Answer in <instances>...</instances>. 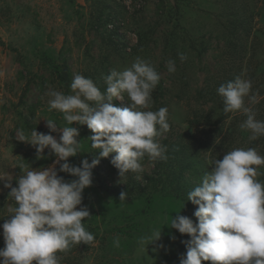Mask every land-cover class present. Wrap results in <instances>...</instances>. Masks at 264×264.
I'll return each mask as SVG.
<instances>
[{
	"label": "clouds",
	"instance_id": "clouds-1",
	"mask_svg": "<svg viewBox=\"0 0 264 264\" xmlns=\"http://www.w3.org/2000/svg\"><path fill=\"white\" fill-rule=\"evenodd\" d=\"M178 57L181 62L187 59L185 53ZM167 70L176 71L175 60L167 61ZM103 79V92L79 73L73 76L71 94L49 87L45 93L49 111L62 112L67 126L58 127L54 120L45 119L48 133L35 128L27 136L19 132V141L33 146L37 158H43L48 149L56 159L39 169L21 165L23 174L18 178L0 174V182L10 189L8 195L16 205L8 208L7 219L0 224L4 240L0 264H60L58 253L94 242V235L83 224L91 214L82 200L83 190L92 185V170L99 158L111 156L121 183L128 173L143 172L145 156L153 162L167 160V146L158 137L170 131L168 108L151 110L152 92L160 81L155 66L137 56L130 66L113 68ZM125 93L127 106H115L113 100H124ZM217 93L223 98L225 113L240 111L246 116L240 127L251 133L250 141L264 137V120L256 119L254 109L245 103L246 97L251 104L258 103L250 79L237 76L221 83ZM73 122L87 126L91 147L99 149L95 158L90 162L84 158L78 166L69 162V157L81 152L79 128ZM56 132L58 138L52 134ZM262 166L264 155L254 147L232 149L212 162L211 170L187 193V200L196 206V222L177 211L168 225L190 237L181 241L186 252L180 255L179 264H264V182L257 179L264 174L258 171ZM58 172L73 179L66 180ZM127 196L122 190L119 200ZM158 241L161 228L140 237L138 243L146 247ZM115 244L119 247L118 237ZM158 247L165 246L160 243Z\"/></svg>",
	"mask_w": 264,
	"mask_h": 264
},
{
	"label": "rangeland",
	"instance_id": "rangeland-1",
	"mask_svg": "<svg viewBox=\"0 0 264 264\" xmlns=\"http://www.w3.org/2000/svg\"><path fill=\"white\" fill-rule=\"evenodd\" d=\"M117 2L118 0H0V100L3 101L0 103V174L15 176L16 160L23 150L18 142L19 130L12 121L10 102L17 103L24 84L31 82L25 100L36 103L37 106L40 104L36 111L37 122L46 127L45 119H50L46 112L58 110L49 111V97L45 93L49 87L63 92L51 83L44 85L41 90L37 82L39 77H33L31 73L35 72L48 78L47 73L36 68L37 59H32L29 49L33 47L36 40L56 50L62 49V55L66 57L73 76L76 73L80 74L87 65L96 63L94 59H97L100 54L101 39L97 32L95 33L96 30L90 26L89 22L93 16L91 15L90 19L89 12L97 15L101 6L106 7L104 16L109 14L119 18L121 24L117 31L122 34L126 45V54L122 58L118 56L112 58V69L123 70L139 56L150 61L160 75L162 91L157 93V97L162 102L160 107L168 108L170 124V131L158 137L160 142L166 138L173 141L178 134L185 131L199 136L194 128L189 131L187 128V119L191 117L192 108L196 107L194 92L196 88L203 85L206 77L210 79L213 75L218 79L224 72V68H231L226 59H229L228 55L232 53L229 51L232 45L227 39H222L221 29L217 24V13H221L220 20H224L228 13L227 7L231 5L244 6L246 13L251 15L246 57L235 63V66L240 69V77L247 79L245 75L247 65L254 67L261 58L264 60V18L261 14L264 12V0H141L139 8L129 7L122 11H119L120 4ZM167 2L172 5L178 4L180 14L177 17L185 28L186 38L188 35L198 43L203 40L207 45L198 59L195 51L187 49L186 44H184L186 48L183 49V53L186 54L187 59L183 62L179 57L173 59V55L164 53L163 34L173 27L170 16L165 12ZM213 3L214 7H209ZM138 26L151 30L147 32L149 36L147 50L141 54L128 55L129 49L136 44ZM91 40H93L92 44H90ZM252 53L254 57L250 64L248 57ZM19 59L25 64L33 62V65H28L31 68L25 67ZM169 59L176 62L174 73H169L167 70ZM29 70L31 73H28ZM233 71L234 68H231L230 73ZM66 94H71V89ZM124 96V100L118 101L120 107L127 106V94L125 93ZM245 103L251 106L247 97ZM4 105L10 108L2 109ZM232 113L240 116L242 112ZM76 127L81 133L83 126L76 124ZM53 135L58 138L60 133L56 132ZM78 139L81 142V152L74 157H69V162L77 166L84 158H87L89 162L92 160L88 156V149L82 146L84 141L81 136ZM237 142L236 140L233 146L227 147L220 155L223 156L224 153L235 148H242V145ZM26 145L28 144H25L23 148H26ZM203 154L206 160L204 168L209 172L215 155H212L210 151H205ZM154 163L155 161H150L149 158L142 161L143 172L139 174L130 172L124 183H121L118 172L109 170L103 161H99L92 170V185L83 190L82 200L91 214L83 221V224L86 228H93L92 233L97 234V239L86 248L78 245L67 256L62 255L60 264H179L180 255L186 252L185 245L181 241L186 239L177 235L176 230L168 226L171 218L180 210L179 202L169 203L167 199H164L166 200L164 202H151L149 214L145 217L133 216L134 221H121L117 217L122 209L134 215L136 209L144 206L140 200L149 193V188H144L145 177L157 176V173H154V170H157ZM56 167L58 169L59 166L56 165ZM58 175L66 180L73 179L67 173L58 172ZM138 175L139 178H137ZM185 176L197 186L204 174L199 177V180L190 177L192 174L189 172H185ZM7 190L0 182V199L3 197L6 212L9 207H12ZM122 190L128 193L124 201L119 200V193ZM185 199L187 200V194ZM188 202L189 213L193 216L196 206ZM131 223L136 224L138 229L142 227L146 229L136 233L135 237L132 236L135 240H132L133 244L129 248L117 247L115 244L117 237L119 244L128 238L118 229H126ZM146 223H148L147 227L144 226ZM160 228L161 241L146 247L138 243L140 237L150 235ZM160 243L165 247H158ZM2 247H4V240L2 229H0V248ZM202 264H210V262L203 261Z\"/></svg>",
	"mask_w": 264,
	"mask_h": 264
},
{
	"label": "trees",
	"instance_id": "trees-1",
	"mask_svg": "<svg viewBox=\"0 0 264 264\" xmlns=\"http://www.w3.org/2000/svg\"><path fill=\"white\" fill-rule=\"evenodd\" d=\"M208 1V0H207ZM219 1V0H216ZM119 8L125 9V6L121 2ZM166 14L170 16V20L173 22V27L167 30L163 34V50L165 54L173 55V59H178V53H183V49L186 48L184 44L188 45L187 49L194 50L196 53V58L201 57L202 53L206 50L207 45L204 44L203 40L199 43L194 40L192 37L187 35L185 28L181 25L178 19L179 10L178 4H170L167 2L166 5ZM209 7H214L211 4ZM105 6H101L98 9L97 15L90 13L93 18L90 20V26L94 28L101 39L99 46V53L97 59H94L96 63L86 66V68L80 73L86 78H91L95 84L103 92L106 88L103 77L110 73L112 69V58L114 56L121 57L126 54L124 43V38L117 29L119 28L121 22L117 16L105 15L104 10ZM228 13L225 15V19L220 20L222 17L221 13H217V24L221 29L222 39L231 42L228 57L226 62H228L231 68H234V71L230 73L229 68H224V72L220 74V77L216 79L213 75L206 77L204 83L201 87L196 88L194 92V103L196 107L192 108L191 117L187 119V128L188 131L194 128L198 131L199 136L192 132H183L178 134L175 137V140L171 141L169 139L162 140L161 143L167 146V160L155 161L154 173H157V176H146V186L149 188V193L141 198L140 201L143 202L144 206L142 208L136 209L133 214H128L126 210H121L117 215L118 219L121 221L133 220L135 216L145 217L150 212V203L154 202H164L167 199L169 203L180 204V214L185 215L193 219L194 223L196 219L189 213L188 210V201L185 199L186 194L193 189L196 185L190 182L189 179L185 176V172L192 174L190 177H194L196 180H199V177L202 174H205L207 171L205 167V159L203 158V152L210 151V153L215 155V159H220L222 151L227 147H231L235 144L237 140L238 144L242 145V148L254 147L258 150L261 155H264V137H260L256 140H249L250 132L248 130L242 129L240 127L241 123L246 119V116L241 113L240 116L232 112L225 113L223 98L218 95L217 88L221 83L232 80L237 76H240V69L236 67V61H240L246 57L247 49V37L250 31L249 23L251 15L246 13L244 6H229ZM264 18V12L261 13ZM111 27V28H109ZM149 29L138 26L136 30V44H134L129 50L128 55L141 54L147 50L149 36L147 34ZM258 32L260 30H257ZM256 35V34H255ZM228 37V38H227ZM196 39V38H195ZM201 39V37H200ZM93 43V40L90 41V44ZM251 44V43H250ZM63 47V46H62ZM29 52L32 56V59H37L36 68L41 69L47 73V77H43L41 74L31 73L30 70L28 73H31L33 77H39L37 82L42 90L44 85L54 84L57 88L63 90L66 94L70 91V84L73 79V73L68 64L66 57L62 55V49L56 50L52 46L42 45V41L36 40L33 47L29 49ZM253 53L250 54L248 60L253 61ZM25 67L33 65V62L25 64L23 60L19 59ZM228 65V64H226ZM246 78L252 81V91L257 93L258 103L251 104V107L256 112V119L264 120V60L261 58L255 66L246 67ZM43 77V78H42ZM29 83L27 82L23 86L21 96L19 97L17 103L10 102V107L12 108V121L14 126L18 128L19 132L23 131L25 135H30L32 129H36L38 132L48 133L49 129L42 126L37 122L38 116H36L37 106L36 103H29L25 100V97L29 91ZM162 91L161 82L159 81L158 85L152 92V107L151 109H159L162 105L161 100L157 97V93ZM115 106H120L117 99L113 100ZM10 107L3 106L2 109H9ZM40 112L42 110L40 109ZM47 116L51 120H54L58 127H64L66 121L64 120L62 112H46ZM76 127V123L73 122V125ZM83 126V130L80 133L81 138L83 139L82 146L88 149V156L93 159L96 157L99 149H94L91 147V142L88 136L91 135L90 130L86 125ZM16 130V128H15ZM53 134V133H52ZM22 147V153L19 154L15 167V176L18 174V177L23 174L21 165L26 167L33 168H43L47 167L56 157L49 153L48 149L44 150L43 158H37L35 148L28 144L27 142L18 141ZM26 145V148L24 145ZM148 157L145 156L144 160ZM111 156L108 158H99V161H103L106 167L109 170L118 172V170L110 163ZM143 160V161H144ZM162 171V173H161ZM259 172L264 173V166L259 168ZM258 180L264 182V174L257 177ZM167 184V185H166ZM12 185H16L15 179L12 181ZM10 189L7 190V193ZM12 207H15V201L10 197ZM183 206V207H182ZM182 207V208H181ZM8 212L5 211V206H3V197L0 199V224L7 219ZM134 216V217H133ZM133 217V218H132ZM148 223L144 224L146 226ZM147 227V226H146ZM86 228V227H85ZM89 232H93V228H86ZM146 229L145 227L139 228L136 227V224L131 223L127 226L126 229H118L120 233L126 235L125 241L120 242L119 247L122 249H127L130 245L133 244L132 238L135 237L136 233ZM176 230V229H175ZM136 231V232H135ZM134 232V234L132 233ZM177 235L186 240L190 237L187 234H180L177 230L175 231ZM94 235V240L97 239V234ZM84 248L87 247L86 244H79ZM74 245L67 254L58 253V256L62 255L67 256L74 247Z\"/></svg>",
	"mask_w": 264,
	"mask_h": 264
},
{
	"label": "built area",
	"instance_id": "built-area-1",
	"mask_svg": "<svg viewBox=\"0 0 264 264\" xmlns=\"http://www.w3.org/2000/svg\"><path fill=\"white\" fill-rule=\"evenodd\" d=\"M118 1H120L125 6V8H127V9L129 7L133 8V9H135V8L137 9L141 5V0H118ZM117 101H122V100L117 99Z\"/></svg>",
	"mask_w": 264,
	"mask_h": 264
}]
</instances>
